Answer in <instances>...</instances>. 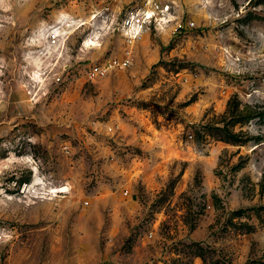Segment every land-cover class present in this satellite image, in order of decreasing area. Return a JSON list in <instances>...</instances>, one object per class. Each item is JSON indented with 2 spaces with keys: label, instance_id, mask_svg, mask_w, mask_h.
<instances>
[{
  "label": "rangeland",
  "instance_id": "rangeland-1",
  "mask_svg": "<svg viewBox=\"0 0 264 264\" xmlns=\"http://www.w3.org/2000/svg\"><path fill=\"white\" fill-rule=\"evenodd\" d=\"M148 1L0 0V264H264V0Z\"/></svg>",
  "mask_w": 264,
  "mask_h": 264
},
{
  "label": "built area",
  "instance_id": "built-area-1",
  "mask_svg": "<svg viewBox=\"0 0 264 264\" xmlns=\"http://www.w3.org/2000/svg\"><path fill=\"white\" fill-rule=\"evenodd\" d=\"M172 5L161 0H149L144 6L125 13L119 22V30L125 40L133 45L139 40L145 30L151 25L168 24L172 20ZM177 26H183L178 22ZM58 31H52V41L56 42ZM130 58H111L104 63H93L90 66L89 74L91 76H103L113 67H125L129 64Z\"/></svg>",
  "mask_w": 264,
  "mask_h": 264
},
{
  "label": "trees",
  "instance_id": "trees-1",
  "mask_svg": "<svg viewBox=\"0 0 264 264\" xmlns=\"http://www.w3.org/2000/svg\"><path fill=\"white\" fill-rule=\"evenodd\" d=\"M225 130H226V129H225ZM225 132H227V134H228L227 137H228V138H231V136H235V134H234V133H230V131H227V130H226ZM225 136H226V135H225ZM229 136H230V137H229Z\"/></svg>",
  "mask_w": 264,
  "mask_h": 264
}]
</instances>
